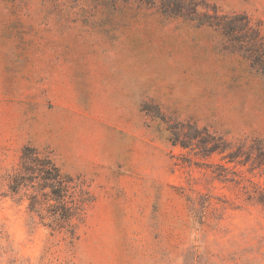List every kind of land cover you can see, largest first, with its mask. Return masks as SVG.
Returning <instances> with one entry per match:
<instances>
[{
  "label": "rangeland",
  "instance_id": "1",
  "mask_svg": "<svg viewBox=\"0 0 264 264\" xmlns=\"http://www.w3.org/2000/svg\"><path fill=\"white\" fill-rule=\"evenodd\" d=\"M38 1L0 0V264H264V163L226 156L264 139V76L157 6ZM197 10L264 37V0ZM175 122L230 147L174 144ZM26 145L88 192L73 236L9 190Z\"/></svg>",
  "mask_w": 264,
  "mask_h": 264
},
{
  "label": "trees",
  "instance_id": "2",
  "mask_svg": "<svg viewBox=\"0 0 264 264\" xmlns=\"http://www.w3.org/2000/svg\"><path fill=\"white\" fill-rule=\"evenodd\" d=\"M12 4H29L30 0H10ZM86 0H39L38 4H77ZM92 4L115 6L134 1L147 6H157L167 17H181L195 21L196 26L208 25L219 28L228 36L233 48L245 56L250 66L264 76V37L259 28L250 26L245 14L200 13L197 8L204 0H88ZM67 2V3H66ZM171 140L183 147L195 143L204 154L214 151L224 152L229 142L216 138L208 129L195 124L171 123ZM187 128V130H185ZM245 156V162L264 163V139L254 138L250 145L240 143L226 156L234 160ZM79 178L63 172L52 158L41 153L36 147L26 145L22 148L18 167L10 174L8 188L12 193L23 191L28 199V208L41 218L50 219L52 227L75 234L74 219L82 210L89 194L81 188ZM261 201L264 193L261 192Z\"/></svg>",
  "mask_w": 264,
  "mask_h": 264
}]
</instances>
